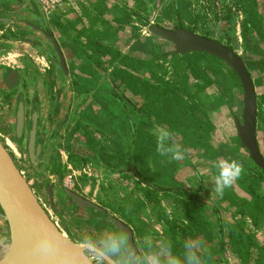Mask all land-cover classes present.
I'll list each match as a JSON object with an SVG mask.
<instances>
[{
	"label": "crops",
	"instance_id": "1",
	"mask_svg": "<svg viewBox=\"0 0 264 264\" xmlns=\"http://www.w3.org/2000/svg\"><path fill=\"white\" fill-rule=\"evenodd\" d=\"M62 1L50 30L60 46L66 67L69 68L68 77L60 79L52 61L34 48L32 44L20 42L17 39H8L6 36L7 31H4V39L0 38V106L3 114H5L6 126L7 128L12 127L13 118L11 119L10 114L13 113V106H15L16 99L19 97V93L16 91L17 88L16 90H10L5 83V78L8 77L7 74L11 70L18 73L22 79V84L27 83V88L22 86L27 99V111L38 109L35 101L39 100L38 104L42 111L47 110L50 115H48L50 127L52 126L55 129L57 121L63 119L68 107L70 109L63 126L56 133L50 151L49 161L52 165V171L56 168L60 170L66 168L70 171V174L63 178L61 182L52 172V175L58 180L57 182L61 184L58 189L62 191L65 187L80 194L107 210L117 219H159L156 210L145 198L143 193L145 186L141 184L142 187H140L135 175L131 172H124L123 169L108 168L101 160L102 156L105 155L103 154L104 149L99 144V139L98 142L93 140L96 142L94 145L91 139L90 141L88 139V144H86L80 140L82 136H79L81 138L77 137V134H84L88 138L90 133L87 132L96 128L97 131L103 133L101 136L111 135L114 137L117 140L115 144L118 149L133 137L132 132L127 129L131 125L138 128L139 117L142 115L138 111L146 105V101L142 96L132 94L120 82L117 83L118 88L114 89L109 81L111 80L110 73L102 74L103 77L101 76L100 80L95 81L93 75H87L83 72L84 67L94 60L90 57L91 50H88V44L93 39L102 37L108 32L111 33L109 35H112L119 30L114 18H110L108 21V14L110 16L113 14L109 9L112 7V3H110V0H103L104 3H98L96 0ZM60 11L65 13H60ZM103 18L108 23H105ZM8 27L10 26H5V28ZM247 35L248 32L239 24L232 29L229 36L232 41L239 43L247 39L249 37ZM236 53L238 54V52ZM77 55H81L83 60L79 59ZM94 56L97 59L99 58L96 54ZM50 64L55 68L54 72H51L53 69H51ZM70 67L73 68V74H70ZM29 73L33 76L35 83L30 81ZM48 75H52L50 78L54 80L58 90L64 89L62 92L56 93L55 91L54 93V89L52 90L54 84L51 83V79L47 78ZM53 75L56 79L53 78ZM145 78L149 79L150 75L146 74ZM38 88L39 98L33 100L35 89L37 92ZM213 89L215 91L209 93V96H213L209 97L210 99L206 97V93L202 96L211 103L214 109L213 124L215 129L211 133V140L212 147L217 148L220 145L222 147L228 146L226 144H231L233 141V143H236L234 139L238 137V131L233 113L242 111L243 97L241 96L243 93L236 89L233 101L230 103V100L226 99V103L219 107L218 102L222 97L219 93L221 89L217 86H214ZM118 94L124 96L130 103L128 108L124 109L125 106L120 105L116 101L117 99L113 98ZM63 101L65 104L62 106ZM55 103L57 107H55ZM112 121L116 122L115 134L106 130L110 124L113 126ZM151 121L149 127L144 128V130L156 141L162 143V147H165L163 152L165 157H158L155 164L151 163L154 159H150V172L158 177V173L159 176L164 175L167 167H174L176 175L174 186L178 188L175 192L159 194V204L164 208H166V204L170 207L175 206L181 219H190L188 209L195 207L196 212H194L192 219H208L204 226H208V231L212 234H208L206 237L203 236L201 231L197 234L195 238L197 241L193 246L198 253L203 256L210 249L221 250L222 244H224V250L221 254H224L222 260H225V264H243L241 258L236 254L235 248L229 245V229L232 226L240 227L246 235L253 236L256 244L261 249L264 247V224L261 223L259 227H256L251 220H246L248 218H244L247 222L242 223L241 219H236L234 216L233 218L229 217L228 215L232 214V211L239 213L237 214L239 217L248 214L244 210H237L229 198L223 196V193H217L215 190L217 167L220 169L221 165H226L228 158L232 156L231 151L226 148H219L224 154L222 156L218 155L219 161H211V158L205 155L203 149L189 148L178 133H169L167 126L157 123L154 118ZM121 127L124 128L123 133L120 131ZM225 130L228 131L229 138H233L232 142L224 139L218 142L221 138L218 134L225 132ZM8 131L10 130L8 129ZM5 133L7 131L4 129ZM164 133H167V135L161 141V136ZM8 134L10 135L9 132ZM165 142H169L171 149L166 147ZM83 145H85V151L90 154L86 155V158L81 154ZM96 148H98V151ZM99 148L102 149L101 152ZM177 150L183 154L179 160L175 159L173 155ZM241 155L243 154L241 153ZM91 160L93 162H89ZM116 164L119 167V164ZM61 166H63V169ZM157 168L158 170H156ZM93 172H96V175H92ZM246 173L247 170L242 169L241 175ZM94 179H96V182ZM237 181L238 179L231 184L232 187L228 186L224 190H229L236 198L250 201L251 197L238 185ZM93 191L97 200L91 198ZM201 211L203 212L201 213ZM69 215L75 217V219H84L70 213ZM248 217L250 218V216ZM255 251V249L252 251L253 258L256 254ZM259 254L257 250L254 264L264 263V259L260 258ZM207 264H209V261H207Z\"/></svg>",
	"mask_w": 264,
	"mask_h": 264
},
{
	"label": "rangeland",
	"instance_id": "2",
	"mask_svg": "<svg viewBox=\"0 0 264 264\" xmlns=\"http://www.w3.org/2000/svg\"><path fill=\"white\" fill-rule=\"evenodd\" d=\"M18 1L21 3H19ZM54 1L55 5L51 4V0H24V2L22 0H0V38L4 39V31H7L8 33L6 36L8 39H17L20 42H27V40H32L33 42L29 44H32L33 47L37 48L42 54H46L45 48H47L48 50H50L51 54L56 57L54 50L51 49V45L47 43L42 36L38 35L34 31L27 29L25 26H23V23L18 22L20 20L27 22H29V20H32L31 13H29L28 9H30L32 12L40 11V15L42 17L40 18L41 26H35L39 27L44 31H46L47 28L49 30L51 24H53V21L55 20V14L57 13V10L60 9V6L63 2L62 0H57L59 3H56V0ZM33 2L35 6H33ZM110 3H112V7H110L109 9L110 12H113V14L112 16L108 14V21L110 18H114V22L115 19H125V24L122 27V24L119 25L115 22L119 27L118 32L112 35L104 34L106 36L105 39L114 46L115 50L120 51L123 54L134 52L135 54L138 53L143 57L151 58L155 52L164 53L173 51L174 47L170 43L160 40L159 38L154 37L150 33V27L152 25H158L168 29L184 28L194 34L216 40L228 47H231L235 52H238V55L244 60L247 66V69L253 79L257 93V142L259 145V149L264 157V0H110ZM18 4H20L19 7ZM22 5H24V8L26 10L20 7ZM60 13L65 12L60 11ZM33 21L37 22L36 19ZM104 21L105 23H108L106 19H104ZM143 21H147L148 25H143ZM239 24H241V27H243L244 30L248 32L247 36L249 37H247V39H245L243 42L235 43L234 41H232L229 35L232 29H234V27L236 28V25L238 26ZM6 25H9L10 27L5 28ZM91 33L94 34L93 32ZM60 41H62V39H60ZM149 41L153 44H151ZM90 46L95 48V46L93 45V40L88 44L87 47L88 50H91L90 57H92V59L96 60L97 62L98 59L94 56V52ZM77 56L79 59L83 60L81 55ZM100 58L103 59H101V62L104 64V66L109 69L111 63H113V57L111 55H101ZM202 63L204 66L208 64L205 61H203ZM50 67L51 69H53L51 70V72H54L55 68H53L51 64ZM223 70L226 73L231 74V69L226 67L225 65L223 66ZM111 71L112 68H110L107 73H111ZM71 73L73 74L72 67H70V74ZM51 76L52 75H48L47 78L51 79V83L54 84V80L50 78ZM53 78L56 79L55 75H53ZM63 78H65L64 75L60 76V79ZM217 79V83L222 86H226L229 84V82L224 81V79H220V76L217 77ZM198 85L200 84L192 80L191 89L194 92L198 91ZM201 85L204 88L201 93H206L207 98L213 97L212 95L209 96V93L215 91V89L213 88L216 85L208 87L204 84ZM238 89L241 93H243L241 88ZM52 90L54 91V93L55 91L56 93H58L59 91L62 92L64 89L61 88L60 90H58L56 85L54 84ZM219 93L222 94V91H219ZM225 94L231 103L234 99V89L226 91ZM241 97H243V94ZM63 104H65L64 101L62 102V106ZM55 107H57L56 103ZM4 117L5 114H3L2 108L0 106L1 140L3 141L7 149L10 151V153H13L12 147H14L18 151V153L20 154L19 156H21L18 157L15 154V162L18 168L28 180L29 184L31 185L40 202L46 207L48 213L58 224V226L63 230V232L79 244L80 240L86 236H91L93 238L99 239L103 238L108 233H116L102 228H98L90 224L87 220L77 218L75 219V217H71L69 215L68 211L61 203L62 192L60 191V189H58L61 184L60 182L58 183V180L52 175V165L49 163V165L46 166V180L47 183L53 187L54 204L56 207V211L52 210L51 201L46 191L45 185L42 183L41 179L37 177L34 168L29 164L24 149H21L18 145H15L16 143H14L12 139L14 136L12 128L13 124L12 127L10 126L9 128H7V121L4 120ZM10 117L11 119L14 118V106L13 113L10 114ZM59 122L60 119L57 121L55 127L58 125ZM4 129L7 131V133L5 134ZM8 129L10 131H8ZM51 129L54 128H52L51 126ZM8 132L10 133V135L8 134ZM87 133H90L88 135V138L84 136V134H77V137L81 138L79 136H82L80 140L86 144H88V139L89 141L91 139L92 141L95 140L97 142L99 139V144L104 149V157L109 156L108 158H110L114 157L117 154V147L115 144L117 140H115L114 137H112L111 135L101 136L103 133L97 131L96 128L90 129ZM218 136H221L218 142H221V139L228 140L230 142L233 141V138H229L228 131L226 130L225 132L219 133ZM6 139L11 141L8 143ZM237 139L238 137L234 139L236 140V143H233V141L231 144H226L228 146L222 147V145H220V147H218L222 149L226 148L231 151L230 154H232V156L228 158L226 164L234 161L241 166V169L247 170L248 168H250L251 170H256L255 165L249 160V154L247 153V150H245L237 142ZM165 143L166 146L169 147V142ZM169 149L171 148L169 147ZM96 150L98 151V148H96ZM99 150L101 152L102 149L99 148ZM82 151L83 152L81 154L83 157L86 158V155H90L85 151V145H83ZM222 153L223 152L219 150L217 152V155L222 156ZM241 153L243 155H241ZM89 162L93 161L91 160ZM108 162L112 166L117 165V161L110 160ZM61 167L63 169V166ZM63 171V178H66L70 174V171L66 168L63 169ZM216 171L218 177L220 174V169L217 167ZM92 175H96V172H93ZM78 178L82 179L81 177ZM94 181L96 182V179H94ZM140 187H142L141 184ZM230 187H232V185H230ZM93 190L95 189L93 188ZM257 190L264 197V182H261L257 186ZM222 195H228L227 190H224ZM228 197L231 196H226V198ZM91 198L97 200L94 191L91 194ZM237 199L240 200L239 197ZM166 205V208H164L160 204H158V206L156 207L151 205L154 210H156V214L159 219H119L121 221L123 220L122 222L128 225L133 231L135 241L140 249L141 254H143L144 250L146 249L143 247L144 239H149L152 237L154 238L157 237V235L159 234L165 235V219L171 222L173 221L183 223V219L178 216V211L176 210V207H170L168 204ZM233 206L236 207L237 210H244L246 213H248V215H242L241 217H239L237 215L239 213H235V211H232V214H227L229 217L233 218L234 216L236 217V219H241L242 223H246L248 220H251L253 222V225L256 227H259L261 223L264 224V211H262L260 214H256V212H254V214L251 216L250 212L246 210L245 205L240 201H237V204H233ZM248 216H250V218ZM168 217L171 218L169 219ZM244 218H248L246 219L247 221ZM252 219H259V224L254 223V220ZM207 220L208 219H202L201 223L205 224ZM205 227L206 226H203L204 231H206V229H204ZM0 232H6L4 226H2L1 224ZM0 239H2L1 236ZM189 241L190 243L195 245L197 240H195L194 238H190ZM158 246L162 247L163 249L160 251L159 249H152L159 252L161 254V257L171 259L170 254L167 252L165 253L164 246L161 243ZM221 252L222 251L219 249H210L208 253L203 255V257L207 258L206 260L209 261V264H225V260H222V256L224 254L222 255ZM261 252L264 253V247L261 248ZM254 253L257 254V250ZM256 254L254 255V258ZM91 257L93 258L95 264H98V261L94 258V256ZM254 258L251 257L250 264H254V262L256 261ZM103 264L105 263L103 262Z\"/></svg>",
	"mask_w": 264,
	"mask_h": 264
},
{
	"label": "trees",
	"instance_id": "3",
	"mask_svg": "<svg viewBox=\"0 0 264 264\" xmlns=\"http://www.w3.org/2000/svg\"><path fill=\"white\" fill-rule=\"evenodd\" d=\"M100 2L104 3L103 0H98V3ZM115 22L119 25L122 24L123 27L125 19H115ZM143 23L145 26L148 25L147 21H143ZM108 34L111 33L108 32ZM105 38L106 36H102L93 39L95 48L90 47L94 55H98L99 58L97 62L96 60L89 62L84 67L83 72L87 75H93L95 81H98L101 76L103 77L102 74L107 73L112 68L109 75L112 87L117 89V83L120 82L132 94L142 96L146 101V105L138 111L139 114H142L139 117L138 128L131 125L127 129L132 132L133 137L117 149V154L114 157L102 156L101 160L108 168H113L114 170L123 169L124 172L133 173L138 179V184L145 186L143 193L146 200L150 205L156 207L159 204V194L175 192V169L174 167H167L164 175L159 176L158 173V177L150 172L149 160L154 159L151 163L155 164L158 157L164 158L165 147L159 148L160 143L149 135L144 128H148L149 123L152 122L151 119L154 118L157 123L167 126L169 133H178L189 148H201L206 151L218 150V147H212L211 140V133L215 129L213 124L214 109L211 103L202 96L201 92L204 88L201 84L207 87L216 85L221 89L222 97L218 102L219 107L224 105L226 103L225 100L228 99L225 94L226 91L232 89L235 91V88H241L242 90V85L235 72L215 56L203 53L172 55L171 51L164 53L155 52L151 58L143 57L134 52L123 54L115 50L114 46L106 41ZM101 55H111L113 57L114 60L109 69L101 62ZM203 61L208 64L204 66ZM224 65L231 69V74L223 70ZM146 74L150 75L149 79L145 78ZM219 76L220 79H224L229 84L222 86L217 83V77ZM192 80L200 84L198 85L199 90L196 92L191 89ZM113 98L117 99L116 101L120 105H124V109L130 106V103L121 94ZM111 123L113 126L110 124L106 130L114 133V131L116 132V122L112 121ZM141 127L143 128L141 129ZM121 128L120 131L123 133L124 128ZM240 141V139H237V142L241 145ZM93 144L95 145L96 142L93 141ZM110 160L117 161L119 167L110 165L108 162ZM259 171L264 173L259 167H257L256 171L248 168L247 173L240 175L237 181L238 185L251 197L250 201L245 199L238 200L232 192L227 190V194L231 196L228 197L230 202L235 205L237 201H240L245 205L251 216L254 212L260 214L264 211V197L257 190V186L264 182V176ZM52 172L55 173L61 182L64 177V171L56 168ZM194 212H196L195 207L188 209L190 227L188 226L187 228H183L177 222L165 219V235L158 236L156 240H153V237L144 239L143 247H151L160 251L163 249L158 246L161 243L164 246L165 253H169L171 257V259L161 257L168 264H191V258L193 257L199 264L188 240L190 237L196 236L198 226H201L198 224V219H192ZM253 220L255 223L259 222V219ZM99 228L104 229L103 227ZM230 235V246L235 248V252L240 256L244 264L251 263L254 249L258 250L260 258L264 259V253L257 246L253 236H248L243 229L239 228L237 230L235 227L230 228ZM223 246L225 245L222 244Z\"/></svg>",
	"mask_w": 264,
	"mask_h": 264
},
{
	"label": "water",
	"instance_id": "4",
	"mask_svg": "<svg viewBox=\"0 0 264 264\" xmlns=\"http://www.w3.org/2000/svg\"><path fill=\"white\" fill-rule=\"evenodd\" d=\"M7 21V20H6ZM19 23L27 25L32 31L42 36L55 52L52 55L46 49V58L51 60L59 76L68 77L65 59L56 39L45 31L27 21ZM48 29V28H47ZM150 33L160 40L170 43L174 50L171 54L186 55L203 53L215 56L230 67L238 76L243 92L242 123L237 122L238 133L243 147L249 152L257 167L264 171V157L257 142V93L253 79L244 60L228 46L184 28L168 29L158 25L150 27ZM32 43V40H27ZM5 83L10 90H19V97L14 106L13 141L24 152L36 175L45 185L54 204L53 187L46 180V166L49 163L50 151L56 133L63 126L68 111L55 127L51 129L48 111H42L38 101V109L26 108V95L22 89V79L15 71H9ZM37 93V92H36ZM33 94V100L39 98ZM61 203L69 213L83 217L96 227L122 234L130 248L141 256L131 228L121 220L112 216L104 208L82 197L80 194L63 188ZM0 224L6 232H0V264H82L77 249L81 245L67 236L40 202L28 180L14 162L12 155L0 138ZM105 264H117L105 258ZM89 264H95L89 257Z\"/></svg>",
	"mask_w": 264,
	"mask_h": 264
},
{
	"label": "clouds",
	"instance_id": "5",
	"mask_svg": "<svg viewBox=\"0 0 264 264\" xmlns=\"http://www.w3.org/2000/svg\"><path fill=\"white\" fill-rule=\"evenodd\" d=\"M167 133L161 136V141ZM162 147L160 143L159 148ZM174 158L179 160L182 153L177 150L173 153ZM241 166L236 162H231L220 166V174L216 180V192L222 194L223 190L230 186L241 175ZM81 248L77 249L82 260V264H89V257L94 256L98 264H103L105 258L114 260L117 264H168L161 258V254L152 248H146L138 257L122 234L108 233L103 238H93L86 236L80 240ZM191 264H197L195 258H191Z\"/></svg>",
	"mask_w": 264,
	"mask_h": 264
},
{
	"label": "flooded vegetation",
	"instance_id": "6",
	"mask_svg": "<svg viewBox=\"0 0 264 264\" xmlns=\"http://www.w3.org/2000/svg\"><path fill=\"white\" fill-rule=\"evenodd\" d=\"M17 1V0H16ZM23 2H24V0H22ZM51 1H54V0H51ZM19 2V1H18ZM19 3H21V2H19ZM56 3H59L57 0H56ZM7 5H8V3H7ZM19 5L20 4H18V7H19ZM53 5H55V2L53 3ZM33 6H35V4H34V2H33ZM20 7H22V8H24V5H22V6H20ZM28 11H29V13H31V21L29 20V22L28 23H30L31 22V24H33L34 26L35 25H38V26H41V24H40V22H41V19L40 18H42L41 17V13H40V11H34V12H32L30 9H28ZM38 14V15H37ZM36 19V21L37 22H34L33 20H35ZM40 21H39V20ZM32 21H33V23H32ZM23 26H25L27 29H29V30H31L27 25H23ZM35 27H37V26H35ZM37 28H39V27H37ZM40 29V28H39ZM42 30V29H41ZM32 31V30H31ZM44 31V30H43ZM48 35H50V36H52L53 37V34H52V32H51V30L49 29H46V31H45ZM37 47V46H36ZM37 49V48H36ZM51 49H52V47H51ZM51 61V60H50ZM53 63V62H52ZM29 79H30V81L33 83V81H34V79H33V76L31 75V73H29ZM34 83H35V81H34ZM22 86L23 87H28L27 86V83L26 82H24L23 84H22ZM37 89V88H36ZM36 89H35V92H34V94H37L36 93ZM18 93H19V90H16ZM242 91H243V88H242ZM37 92H38V95H39V88H38V90H37ZM243 101H244V92H243ZM242 109H243V104H242ZM234 114V119H235V121H236V129H237V131H238V126H237V122H239V123H242V111L240 112H234L233 113ZM238 139H240V136H239V133H238ZM7 141L8 142H10L11 140H8L7 139ZM241 142V141H240ZM242 145V144H241ZM167 147V146H166ZM243 147V146H242ZM244 148V147H243ZM214 149V148H213ZM245 149V148H244ZM220 149H218V150H210V151H206V150H204L205 151V155L206 156H208V157H210L211 159V161L213 160H215V161H219L218 160V155H217V152L219 151ZM246 150V149H245ZM247 153L249 154V152L247 151ZM224 153H222V155H223ZM249 156V160L255 165V168L257 169V166H256V164L254 163V161H253V159H252V157H251V155L249 154L248 155ZM254 171H256V170H254ZM215 172V171H214ZM260 172V171H259ZM261 173V175L262 176H264V173H262V172H260ZM176 176V175H175ZM216 178H217V174H216ZM177 186H175V188H174V191H176L177 189ZM179 191V190H178ZM201 220L202 219H198V222H199V224L201 225V226H199V228L197 229V231H196V236H197V234H199V232L201 231L202 233H203V236L204 237H206V236H208V234H209V231H208V226H206L204 229H206V231H204L203 230V226H204V224H202L201 223ZM253 220V219H252ZM190 220H188V219H183V223H179V225H181L183 228H187L188 226L190 227V222H189ZM194 222H195V220H193ZM173 222V221H172ZM178 223V222H177ZM255 223V222H254ZM256 224H258V223H256ZM232 227H235V226H232ZM237 230L240 228V227H235ZM166 230V229H165ZM230 230V229H229ZM164 235V234H163ZM158 236H162V234H159V235H157V237ZM196 236H192V237H190V238H196ZM157 237H154L153 238V240H156L157 239ZM190 238L188 239V240H190ZM230 238H231V235H230V237H229V245H230ZM189 243H190V241H189ZM190 245H191V248H193V250H194V253H195V255H196V259H197V261H198V263L199 264H207V258L206 257H203L202 255H200L199 253H198V251L195 249V247L193 246V244L192 243H190ZM224 248V246L221 248V251L222 250H224L223 249ZM237 254V253H236ZM239 256V255H238ZM240 257V256H239ZM242 260V259H241ZM243 262V261H242ZM244 264V263H243Z\"/></svg>",
	"mask_w": 264,
	"mask_h": 264
},
{
	"label": "bare ground",
	"instance_id": "7",
	"mask_svg": "<svg viewBox=\"0 0 264 264\" xmlns=\"http://www.w3.org/2000/svg\"><path fill=\"white\" fill-rule=\"evenodd\" d=\"M11 145V144H10ZM16 145V144H15ZM12 147V146H11ZM13 148V153H10L11 155H12V158H13V160H14V162H15V154L18 156V157H21V156H19L20 154L18 153V151L14 148V147H12ZM18 149V148H17ZM10 152V151H9ZM16 163V162H15ZM17 165V164H16ZM18 167V166H17ZM20 170V169H19ZM22 173V172H21ZM22 175L24 176V174L22 173ZM25 177V176H24Z\"/></svg>",
	"mask_w": 264,
	"mask_h": 264
},
{
	"label": "built area",
	"instance_id": "8",
	"mask_svg": "<svg viewBox=\"0 0 264 264\" xmlns=\"http://www.w3.org/2000/svg\"><path fill=\"white\" fill-rule=\"evenodd\" d=\"M54 2H55V1H51V4L53 5ZM47 4H49V3H47Z\"/></svg>",
	"mask_w": 264,
	"mask_h": 264
}]
</instances>
